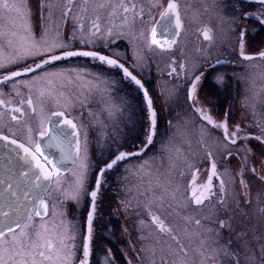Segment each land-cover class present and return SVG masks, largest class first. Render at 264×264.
<instances>
[{"label": "flooded vegetation", "instance_id": "1", "mask_svg": "<svg viewBox=\"0 0 264 264\" xmlns=\"http://www.w3.org/2000/svg\"><path fill=\"white\" fill-rule=\"evenodd\" d=\"M37 1L39 4L34 3V5L30 6L32 20L29 25L32 36L39 40L48 25V23L44 21V15L48 13V11L46 8L43 9L42 16L41 2L40 0ZM228 1L231 3V0ZM144 2L145 0H123V3L127 4L130 8L132 5H135V9L131 10L129 13H124L122 9H118L115 15H110L113 11L111 5L119 4L120 0H63V5L55 7L53 11L62 14L65 7H68L71 9V12L67 18H64L62 15V22L58 21V23H54L57 25L61 24L62 33L60 37L57 38L61 42L63 40L66 45L72 43L75 46L83 45L88 47L85 49L62 48L57 50V54L62 51H89L112 57L109 51H112L116 44L124 42L126 46H129L133 43L134 38L131 37L127 31H134L137 29L136 25L142 18V15H144ZM175 2L179 4L181 20V27L178 28V32L176 33V27L172 24L164 31H158L156 28L157 22L161 14L166 10L169 0L166 2L165 8L158 13L159 15H153L152 21L154 19V22L151 29H155V39L158 41V45L173 48L179 43L182 45L189 44L191 47L190 52L193 56V61L189 63V69H191L184 70L186 66L184 62H182L179 63V65L173 66L175 71L171 70L170 72H175L177 74L179 78H177L178 83H180V79H187L188 84L186 93L189 105L188 108L189 110L191 109V113L197 118H200L206 126L211 127L209 129H220L222 139L225 141L223 143H229L223 144L221 153L225 156L222 158L221 155L220 159H216L210 145L205 144L204 160L192 167V171L188 175V202H190L191 205H195L191 199V191L194 187L202 186L208 182L211 175L212 164L215 163L216 175L212 176V191L215 193V196L203 206L195 205L199 207L197 210L202 208V210H200L202 212L195 213L196 215H194L201 216L199 217L201 220H213L220 224L219 221H228V218H232L231 216L234 214L235 216H233V219L239 224L238 228H240L241 231L244 230L248 232L250 236L257 241V237L260 234V227L258 224L262 225L261 233H263L264 223L259 222V218L262 216L254 214L258 206H261V209H263L264 184L261 185L262 193L258 194V187L256 185L252 186L250 189L249 183L252 182H249V179H247V174L250 173V175H255L256 178L260 177L264 180V142L254 138L260 135L261 129L264 128V106L260 114L262 117L258 118L259 115L255 117L256 113L253 117L256 120H249L243 117L242 81L239 75L243 57L240 55V47L238 48V43H236V41V44L232 42L224 43V40L217 38L218 33H215V29L220 26L219 20L222 18L224 19V12L223 16H220L219 13H212L209 11L206 6H200V10L195 11L194 14L191 15V13H193V10H191L192 6H190L187 12L186 9L182 7L179 0H175ZM190 2L191 4H195L196 0ZM239 2L240 6H236L237 4L229 6V13L231 11L240 15V13L245 11V14H250L248 18L249 22L254 21L258 24L262 21L260 16L257 15L256 5L245 10L242 1L240 0ZM101 3H104L105 7H98ZM222 4H224V6L226 5L225 0L222 1ZM224 6L219 8V12L222 11ZM17 13L15 9H0V56L17 57V52L19 50L18 46L23 43L28 36V32H26L27 28L24 27V24L19 27V22L14 20V15ZM88 14L93 16L90 15V17H88L89 19H87L86 17ZM125 15L129 17V24L127 25L124 23ZM93 23H97L100 30L111 29L112 32L113 30H126L125 32L127 33L125 36L121 35L117 41L103 37L100 40H96L95 43H89L86 38L80 36V25L82 24L83 27L90 25L92 29ZM256 23L253 25H257ZM49 24L50 29L53 30V22ZM105 24L110 26L106 28ZM4 27L13 29L14 31L21 29V31H25L23 33L14 32L13 37L9 38L3 32ZM253 28L256 29V32L258 31L256 27L253 26ZM76 30H78L77 34L75 33ZM205 30L208 31L211 37L210 39H205ZM17 34L20 37H17ZM140 40L141 44L145 39L142 40L141 38ZM239 40L240 39H237V41ZM9 41H11V44H9ZM212 41L214 42L213 44ZM221 41H223V48H220L219 52L211 54L212 49L218 46L216 42L221 43ZM195 42H198L200 45L203 42L207 44L208 47L206 46L205 49H202L198 44L195 47ZM127 53L130 66L125 62L122 63L142 82L144 88L147 89L149 97L153 101V109L157 116L156 135L154 136L153 143L138 157L141 158L149 153H157L161 150L160 132L163 124L162 71L159 69V61L156 56L151 54L148 55V61L152 66L146 69L141 63L131 57L129 49ZM247 55L253 57L254 52H250ZM45 58V56L41 55L17 57V62L0 68V100L4 101V104L0 105V115H2V123L4 125L0 128V131L24 143L26 146L32 148L33 151L35 150V143L42 142L44 144L42 150L45 155L52 156L55 155L56 152H54L55 143L57 140L62 139V115H57L56 113H63L66 117L71 118L77 125L76 129L79 133L78 139L81 141L82 146L84 144L85 133L87 134V155L90 167L92 160L100 161V158L106 159L112 157V159H114L120 152H135L142 146V143L146 140L149 129L146 126L147 121L149 124V113L147 102L143 95V89L136 85L132 79L125 77L122 70L117 67L101 64L98 58L90 56H73L43 65L42 68L36 69L33 73H27L21 77H12L7 81L4 80V77L10 75L12 71L22 69L25 66L35 68V63H39ZM181 65H183V67H181ZM77 66H79L80 69L90 68L95 72L91 73L89 71L85 77L82 78V75L79 76L75 74ZM98 69H100L101 71L99 72L102 73L99 76ZM51 72H63V77L64 79L67 78L66 82L68 84L62 86V79L61 82H57L54 77H46L39 81L36 87L32 88L25 87L20 83V81L32 80L34 76L43 77L45 73ZM115 72L123 78L122 85L116 86L117 80ZM68 75L69 77H66ZM196 76H199L200 79L197 82L193 99L190 100L188 94ZM47 80H51L52 83L49 85ZM39 87L45 89L50 88L51 94L49 95L46 92L45 95L41 97L38 90ZM29 100L32 101L31 105L28 103ZM107 104L111 107L115 105L120 106L122 114L117 119H112L110 116H112L113 113L112 115L106 114L109 113ZM17 108L21 111H15ZM195 109H203L204 112L212 118L215 124L226 122L229 138H231V134L235 131L237 125H239L242 130L241 135L251 134V138L247 140L238 139L237 143L232 145L230 140L225 139L223 128L215 127L213 124H209L206 120H203L201 114ZM99 113L101 117L97 116ZM55 115H57L58 118L54 127H52L51 121ZM106 115H108L107 118H105ZM13 116H16L17 119L13 120ZM42 119L44 122L43 129H41ZM116 120L117 123L115 122ZM120 125L122 126V138L119 140L117 139L118 137H116V130ZM29 128H31V141L29 140ZM41 130L49 131L50 135L40 137L39 133ZM52 137L56 138L52 139ZM118 142H122L121 147H116V145L119 144ZM243 146H245V151L242 149ZM229 153L231 154L229 155ZM65 154L71 155V149L63 150L62 155ZM244 155L249 156L248 162H245L243 159ZM253 156L256 157V161ZM40 158L43 160V157ZM131 158L132 157L119 161L112 169H119L123 173L127 172V170L129 171L130 165L125 166L124 163H127ZM2 163V160H0V214H2V205L12 206L18 202V183L15 186L14 178L11 177V175L3 176L2 172L7 167L4 168ZM231 163H234V165H231ZM77 164L78 161L75 160L73 164L65 168H60L59 176H54L49 187L45 190L48 192V195L44 194L45 191L43 193L42 198L48 204V214L43 216V219L34 216L33 220L30 222L33 227H36L41 220H45L56 213V215L60 217L62 227H64L67 222L71 223V229L75 235L74 245L70 247L74 252L71 257V264H81V260L84 259L83 245L87 235L88 213L92 202L90 193L96 187L95 184L93 189L90 191L88 189L86 195L85 190L90 186V182L87 181L84 191L80 194L78 200H68L64 197L62 193L66 190H71L68 184H73L68 181L67 187L64 188L63 186L66 185L65 180L71 179V174L75 170ZM103 166L104 164L101 165V167ZM48 167L51 169V165H48ZM253 168L256 169L255 172L252 171ZM112 169L107 170V176L104 178V183H108L106 186L115 184L113 175L109 173ZM97 178L98 175L96 179ZM102 178L101 180H103ZM221 179L224 181L226 190L223 193L225 201L223 205L217 203L218 198L222 195L220 193ZM15 180L17 181V178H15ZM57 180L59 184H57ZM241 180L244 181L243 184H241ZM103 186H100V188L102 189ZM99 190L96 197L95 211L93 213L88 264H101L93 260V254L96 249L95 246L93 247V240L100 227L99 220L103 221L106 217L105 215H99L97 212ZM28 193L32 194V205L35 207L39 203L37 198L38 195H36L33 190H30ZM112 194L113 192L111 193L110 190V197ZM173 194L175 195V193ZM57 203L58 209H56ZM116 207L115 205L112 208L115 210ZM8 212L10 215L14 214L12 209H9ZM112 215L114 216V211ZM2 219L3 217L0 215V220ZM21 222H23V218H21ZM83 228L85 233L83 232ZM77 231L78 233H84L83 239L82 237H78ZM112 234L113 227L108 224V242L113 243L115 237ZM112 246L113 245L110 244L108 245V252L112 250ZM237 250L240 257H237L236 260L239 259L240 264V259H242L243 255L242 245L237 247ZM258 254L260 258H262V250H259Z\"/></svg>", "mask_w": 264, "mask_h": 264}, {"label": "rangeland", "instance_id": "2", "mask_svg": "<svg viewBox=\"0 0 264 264\" xmlns=\"http://www.w3.org/2000/svg\"><path fill=\"white\" fill-rule=\"evenodd\" d=\"M167 1L168 0H145L144 15H142V18L136 25L137 29L134 31H127L129 35L134 38L133 43L126 46L124 42H120L115 45L112 51H109V54H111L113 58L118 59L121 63L125 62L130 66L127 53L129 49L131 57L141 63L146 69L152 66L148 61V55L151 54L157 57L159 69L162 71L163 124L160 132L161 150L157 153H149L141 158L132 157L127 163H124L125 166L130 165V169L129 171L127 170V172L123 173L116 168L109 171L114 177L115 184L106 186L108 184L104 183L106 174L103 175L101 186H104L99 190L97 208L100 207L102 195L105 193V190L109 189V192L111 190L113 194L111 197L110 195L107 197L108 199H106L104 211H110L112 213L114 211V216L119 215L121 218L122 231L120 235L122 238L120 239L123 242L120 244L127 264H181V262H183V264H210L211 262L234 264L236 258L240 257L237 250V247L240 245L243 247V255L242 259H240V264H260L261 258L258 251L261 250V246L264 245V232L261 233L262 225L258 224L260 227V234L256 241L248 232L244 230L241 231L240 228H238L239 224L233 219V216H235L234 214L231 216L232 218H228V221H226L227 226L223 228L216 221H209L208 219L201 220L199 218L201 216H195L197 213L202 212L200 211L202 208L197 210L199 207L191 205L190 202H188V175L191 173L192 167L204 160L205 144L210 145L214 157L220 159L221 155L222 158L225 156L221 153L223 144L229 143H223L225 141L222 139L220 129H209L211 127L206 126L200 118H197L191 113V109L189 110L188 108L189 105L186 93L188 84L187 79H180V83H178L177 80L179 78L177 74L175 72H170L174 69L173 66L179 65V63L182 62H184L186 66L184 70L189 69V63L193 61L189 44L182 45L179 43L173 48L164 47L158 45V43L149 46L152 37L151 27L154 22V19L152 21V17L153 15H159L158 13L165 8ZM179 1L187 12L190 6H192L191 10H193V13H191V15H193L195 11H199L200 6H206L209 11L212 13H219L220 16H223L224 12V19L222 18L219 20L220 26L215 29V33H218L217 38L224 40V43H235L236 41L239 48L241 42L240 40L237 41V39H240L239 33L241 31L244 33V54L247 55L250 52H254V56L251 60L242 59L241 72L239 73L242 81L243 117L249 120H256L253 118L255 113V117L258 115V118L262 117L260 114L264 106V58H261L259 53L264 52V22H259L258 24L254 21L249 22L248 18L250 14H245V11L240 13V15L231 11L229 13V6L235 4H237L236 6H240V0H231V3L225 0V6L222 4L223 0H196L195 4H191L190 1L192 0ZM241 1L245 10L256 5L257 15L264 21V0ZM8 2L26 5V10L22 8V12L30 14L24 15L22 13H17L14 15V20L19 22V27L23 26V24L24 27H26V24L29 25L32 20L30 6L34 5V3L39 4V2L37 0H8ZM44 2L47 3L49 0H44ZM51 2L55 4V7L63 5V0H51ZM222 6L224 7L222 11L219 12V8ZM53 13L54 15L52 18H49L48 13H46L44 15V21L48 23L47 28L50 30V37L57 36L58 34L57 37L59 38L62 33L61 24L57 25L54 23H58V21L62 22V14L54 11ZM90 15L91 14H88L86 18L89 19L88 17H90ZM51 22L54 24L52 26L54 28L53 30L50 29L49 23ZM255 23L257 25H253ZM108 26L110 25L105 24L106 28ZM253 26L257 28V32ZM26 28V32H28L29 28ZM21 30L14 31L7 27L3 28V32L9 38L13 37L14 32L23 33L25 31ZM94 31L95 30L93 28L91 29L90 25H86L83 29L81 28L79 30V33L80 36L86 38L89 43H95L96 40H100L103 37L117 41L121 35L125 36L127 33L125 32L126 30H113L111 35H108V30L101 29L95 35H92ZM77 32L78 30L75 31L76 34ZM42 35H44V32ZM17 37L20 36L17 34ZM141 38L145 40L140 44ZM62 42L66 45L63 40ZM222 42L223 41H221V43L216 42L219 47H214L211 54L219 52L220 48H223ZM213 43L212 41V44ZM197 44L201 46L202 49H205L206 46L208 47V45L203 42L201 45L195 42L194 46L196 47ZM86 47L88 46H75L70 43V45H66L64 48L85 49ZM75 70V74L79 76L82 75V78H84L89 71L91 73L95 72L90 68L80 69L79 66H77ZM99 71L101 70L98 69V76L102 74ZM115 76L117 80L116 86L122 85L123 78L116 72ZM66 77H69V75ZM54 78L57 82H61L62 79V86L68 84L66 82L67 78L64 79L63 75L55 76ZM107 109L109 113L106 114L112 115L113 113V115L110 116L112 119H117L122 114L120 106L115 105V107H111L108 105ZM97 116L101 117L100 113ZM107 117L108 115L105 116V118ZM115 122L117 123V120ZM146 126L149 128L148 121ZM116 137H118L117 139L119 140L122 138L121 125L118 126L116 130ZM118 143L116 147H121L122 142ZM242 149L245 151V146H243ZM247 155L243 157L245 162H248L249 159ZM253 157L256 161V157ZM112 158H100V161L92 160L91 167L89 166L87 174V181L90 182V186L85 190L86 195L88 189L90 191L94 188L101 165L110 161ZM144 161H147V164L141 167ZM232 164L234 165V163H231V165ZM77 171L78 164L71 174V179L65 180L66 185L63 186L64 188L67 187L68 181L73 183L68 184V187H71L70 189L75 186V173ZM247 175L249 182H252L249 183L250 189L252 186L256 185L258 187V194L262 193L261 185L264 184V180L260 177L256 178L255 175H250V173ZM172 192L175 193V195ZM115 205L117 207L114 210L112 207ZM56 209H58V203L56 204ZM260 209L261 206H258L257 211H254V215L258 214L262 216L259 218V222L264 223V206L263 209ZM150 214L158 216L160 220L164 222L165 226L171 228L172 231L170 233L159 232L156 225L152 222ZM199 219L200 224L197 225L195 221ZM44 221H47L51 228L58 233H62L64 229H67L68 235L73 237V239L67 240L66 243L69 247L74 245L75 235L72 232L71 223L67 222V224L62 227L60 217L56 215V213L45 220H41L39 224ZM39 224L36 225V227H33L31 224V227L26 229L32 239L36 238L35 232ZM83 232L85 233L84 228ZM83 232L78 233L77 231L78 237H82L83 239ZM173 236L175 239H173ZM181 248L183 251H181ZM72 254H74L73 249ZM253 255L255 256L254 260L247 259ZM112 261H114V257L112 250H110L107 256L101 257L100 263L111 264ZM114 264L120 263L114 262Z\"/></svg>", "mask_w": 264, "mask_h": 264}, {"label": "snow or ice", "instance_id": "3", "mask_svg": "<svg viewBox=\"0 0 264 264\" xmlns=\"http://www.w3.org/2000/svg\"><path fill=\"white\" fill-rule=\"evenodd\" d=\"M98 7H105L104 3L98 5ZM113 11L110 15H115L118 9H122L124 13H129L131 10L135 9V5H132L131 8L123 3V0H120L119 4L111 5ZM22 8L26 10V5H20L16 3H9L8 0H0V9H15L18 13H22L24 15L30 14L27 12H22ZM47 9L48 17L52 18L54 13L53 9L55 8V4L49 0V2L45 3L44 0H41V9L43 16V9ZM71 12V9L65 7L62 15L64 18H67ZM169 13H172L175 17L176 27H181L180 20V11L179 4L175 2V0H169L167 5V10L161 15L166 16ZM264 22V21H261ZM124 23L129 24V17L125 15ZM26 27L29 28L28 36L18 47L19 50L17 52V57H28L41 55L46 58L41 60L39 63H35V68L31 66H25L22 69L12 71L10 75L4 77V80H10L12 77H21L26 75L27 73H33L36 69L42 68L43 65L50 64L54 61H60L67 57L73 56H85V57H93L98 58L101 64H107L112 67H117L121 69L124 73L125 77H131V79L138 85L141 89H143V95L147 102L148 108V120H149V129L146 140L142 143V146L137 149L135 152H120L119 155H116L111 162H105L104 166L99 169L101 175H103L107 170L112 169L119 161L126 160L130 157H139L145 150L152 145L154 136L156 135V124H157V116L156 112L153 109V101L149 97L147 89L144 88V85L141 83L139 79L132 75L131 72L128 71L123 64L119 62L118 59H113L106 55H101L98 52H89V51H62L57 54L58 49H62L65 47L64 43L59 41L57 36L50 37V30L45 28L44 35L37 40L34 36H32L30 31V25L26 24ZM82 28L83 25L81 24ZM93 29L95 30L92 35H95L100 31L99 25L97 23H93ZM112 30H108V35H111ZM58 35V34H57ZM241 45H240V55L245 60L253 59L252 56H248L244 54L243 51V36L244 33L241 31L239 33ZM205 39H210L209 33L207 30L204 32ZM83 43V41H82ZM158 41L155 39V29H152V37L150 40V45L157 44ZM11 44V41H9ZM261 58H264V52L259 53ZM17 57H4L0 56V68H4L12 63L17 62ZM183 67V65H181ZM175 71V69H173ZM63 75V72H52L45 73L43 77L34 76L32 80H24L20 81L25 87H36L38 82L45 79L46 77H55ZM200 77L196 76L191 88L189 90L188 98L190 100L193 99V94L195 92L197 82ZM47 83L50 85L52 83L51 80H47ZM41 97L45 95L47 92L49 95L51 94V89H45L43 87L38 88ZM28 103L31 105L32 101L29 100ZM4 104L3 100H0V105ZM115 107V106H113ZM118 110V109H117ZM201 114V118L206 120L209 124H213L215 127L223 128L225 133V139L230 140L232 145L237 143L238 139L247 140L251 138V134L241 135V128L239 125L236 126L235 131L232 132L231 138L228 136V126L226 122L215 124L212 118L204 112L203 109H195ZM15 111H21L19 108L15 109ZM35 111V109H34ZM57 115H63V113H56ZM13 120H16L17 117L13 116ZM50 120V118H49ZM64 125H68L73 129V134L79 136V133L76 131L77 125L70 120H63ZM4 125L2 123V115H0V128ZM44 128L43 119L41 120V129ZM29 132V140L31 141V128L28 129ZM40 137L49 136L50 132L41 130L39 133ZM56 137H52L55 139ZM256 140L264 142V128L261 129L260 135L254 137ZM0 141L3 142L4 149L6 152L11 155L15 153L16 159L23 160L25 163L32 164L34 163L35 168L37 169L36 178L37 180L44 179L51 181L53 177H58L60 172V162L56 159H50L47 155H45L43 149V145L41 142L35 143V150L26 146L24 143L19 142L17 139L12 138V136L4 134L0 131ZM23 153L21 156L20 153ZM72 152L75 154L74 159L78 161V171L75 173L76 181L75 186L70 191H64L62 194L68 200H78L80 194L84 191L85 184L87 181V174L89 169L88 163V155H87V134L85 133L84 144L82 146L81 141L79 139L76 140L75 145L72 148ZM83 153V154H82ZM231 153H229L230 155ZM210 155V154H209ZM40 157H43L44 162L41 163ZM147 164V161H144L141 164V167ZM48 165H51V169L48 168ZM253 172L256 171L255 168L252 169ZM216 175V165L212 164L211 175L206 184L194 187L191 191V199L196 206H203L206 202L210 201L215 193L212 191V176ZM244 181L241 180V184ZM57 184L59 181L57 180ZM96 190L91 191L90 195L92 198V211L88 213V237L85 239L83 245V257L81 260V264H88V257L90 255V247L89 241L91 240L92 233V221H93V213L95 211V201L98 195V190L102 184V180L97 178L95 181ZM178 191V189H177ZM224 181L221 179L220 181V193L222 194L217 203L220 205L224 204V196L225 192ZM45 195H48V192L45 191ZM39 203L33 207L26 209L23 213L20 212L19 209L14 210V214L10 215L9 212H3V219L0 220V264H71L72 250L69 245L66 243L67 240L73 239L67 233V229H64L62 233L56 232L51 226L44 221L39 224L36 232L35 239H32L29 236V233L26 229L31 227L30 222L33 220L34 216L41 217L46 216L48 214V204L42 197H38ZM151 215V214H150ZM23 217V222H21V218ZM152 222L156 225L157 229L161 233H170L172 231L171 228L165 226L164 222L160 220V218L156 215H151ZM195 223L197 225L200 224V220H196ZM221 227L227 226V222L224 220L219 221ZM19 230V231H17ZM173 239L175 237L173 236ZM262 250V258L260 260V264H264V245L261 246ZM181 251L183 249L181 248ZM215 251V250H213ZM227 254V253H226ZM235 255V254H233ZM247 259H255V256L248 257ZM183 264V262H181ZM234 264H239V259L235 260Z\"/></svg>", "mask_w": 264, "mask_h": 264}, {"label": "water", "instance_id": "4", "mask_svg": "<svg viewBox=\"0 0 264 264\" xmlns=\"http://www.w3.org/2000/svg\"><path fill=\"white\" fill-rule=\"evenodd\" d=\"M166 10H167V8H166ZM171 24L176 27L175 17L172 13H169L166 16L161 15V17L159 18V20L157 22L156 28L158 31H164ZM177 32H178V28L176 27V33ZM78 52H83V51H78ZM111 58H113V57H111ZM113 59H115V58H113ZM128 71L131 72L129 69H128ZM132 75L135 76L133 73H132ZM129 78L131 79V77H129ZM57 118H58L57 115L53 116L52 121H51L52 127H54ZM65 119L70 120L74 123V121L71 118L66 117L64 114L62 115V139L57 140V142L55 143L56 144L55 148H54L55 149L54 152L56 151L55 155H52V156L48 155V157L50 159H56L58 162H60V168H65L66 166H69V165L74 163V161H75L74 155L75 154L72 152V148L75 145L76 140L78 139V136L73 134V129L70 126L63 124V120H65ZM76 131H77V129H76ZM42 145L44 146L43 143H42ZM68 149H71V155H67V154L62 155L63 150H68ZM20 155L22 156L23 153L21 152ZM14 157H15V153H12L11 155H9L6 152V150L4 149L3 142L0 141V160H2V162H3L2 163L3 167L4 168L7 167L2 172L3 176H5V175L10 176L11 175V177L14 178L15 186L18 183L17 184L18 202L12 206L2 205V207H1L2 213L8 212L9 209H12L13 212L15 209H19L20 212L23 213L26 209L32 208L33 207V205H32L33 201L31 199L33 196L31 194L32 192L30 194L28 192L30 190H33V192L36 195H38V197H43L44 191L49 187L50 182H51V181L44 180V179L37 180V178H36L37 169L35 168L34 163L28 164V163H25L23 160L16 159ZM40 160H41V163L44 162L41 158H40ZM15 178H17V181L15 180ZM98 178H100V179L102 178L100 171L98 174ZM94 190H96V187ZM95 203H96V201H95ZM90 211H92V202H91V206H90ZM87 237H88V230H87L86 238ZM89 247H90V241H89ZM211 264H217V263H211Z\"/></svg>", "mask_w": 264, "mask_h": 264}, {"label": "trees", "instance_id": "5", "mask_svg": "<svg viewBox=\"0 0 264 264\" xmlns=\"http://www.w3.org/2000/svg\"><path fill=\"white\" fill-rule=\"evenodd\" d=\"M107 172L104 173L105 176H107ZM104 193V190H103ZM110 192L109 189L105 190V193L102 195V202L100 203V207L98 208V214L99 215H105V219L103 221L99 220L100 223V227L98 229V231L96 232L95 238L93 240V247L95 246V253L93 254V260L96 262L101 261V257L102 256H107L108 254V245H113L112 246V254L114 257V261L111 262V264H114V262L120 263V264H127L125 257L123 255V251L121 249V244L123 241H121L120 238L121 235V231H122V226H121V221H120V216H116L114 217L112 215V212L110 211H104V205L106 203V199H108L107 197H109ZM104 199V200H103ZM108 224L109 226L112 225L113 227V234L115 237V241L112 242H108ZM103 226V228H102Z\"/></svg>", "mask_w": 264, "mask_h": 264}]
</instances>
